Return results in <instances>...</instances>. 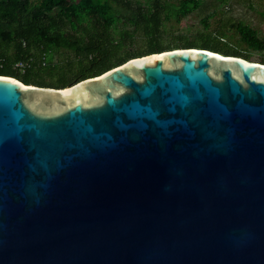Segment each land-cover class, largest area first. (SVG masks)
<instances>
[{
    "label": "water",
    "instance_id": "obj_1",
    "mask_svg": "<svg viewBox=\"0 0 264 264\" xmlns=\"http://www.w3.org/2000/svg\"><path fill=\"white\" fill-rule=\"evenodd\" d=\"M0 264H264V64L187 47L63 88L0 75Z\"/></svg>",
    "mask_w": 264,
    "mask_h": 264
},
{
    "label": "trees",
    "instance_id": "obj_2",
    "mask_svg": "<svg viewBox=\"0 0 264 264\" xmlns=\"http://www.w3.org/2000/svg\"><path fill=\"white\" fill-rule=\"evenodd\" d=\"M201 3L0 0V75L15 77L27 85L63 88L100 75L133 57L187 47L251 60L250 52L228 47L207 34H199L196 38L200 39L185 40L176 47L165 42L167 24L189 17ZM203 24L210 26L207 18ZM234 26L240 39L251 47L264 45L250 25L238 22ZM63 51L73 53L74 57L57 61ZM20 62L25 63L23 68L16 67ZM256 62L264 64V58Z\"/></svg>",
    "mask_w": 264,
    "mask_h": 264
},
{
    "label": "rangeland",
    "instance_id": "obj_3",
    "mask_svg": "<svg viewBox=\"0 0 264 264\" xmlns=\"http://www.w3.org/2000/svg\"><path fill=\"white\" fill-rule=\"evenodd\" d=\"M201 1V6L189 17L180 22L171 21L167 24L166 43H171L173 47H176L185 40L200 39L196 38L199 34H207L215 40H221L228 47L250 52L251 61H261L264 58V45L258 48L251 47L240 39V34L234 26L238 22L250 25L264 41V0ZM206 18L210 23L209 28L203 24ZM126 47L130 48L129 44ZM73 57V53L63 51L56 60L65 62L66 59ZM46 79L50 80V78Z\"/></svg>",
    "mask_w": 264,
    "mask_h": 264
},
{
    "label": "built area",
    "instance_id": "obj_4",
    "mask_svg": "<svg viewBox=\"0 0 264 264\" xmlns=\"http://www.w3.org/2000/svg\"><path fill=\"white\" fill-rule=\"evenodd\" d=\"M17 64H19L18 65L19 67L23 68L25 63L20 62V63H17Z\"/></svg>",
    "mask_w": 264,
    "mask_h": 264
}]
</instances>
